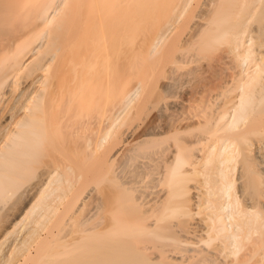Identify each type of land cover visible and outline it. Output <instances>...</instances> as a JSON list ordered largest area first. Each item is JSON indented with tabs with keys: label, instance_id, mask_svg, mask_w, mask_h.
<instances>
[{
	"label": "bare ground",
	"instance_id": "obj_1",
	"mask_svg": "<svg viewBox=\"0 0 264 264\" xmlns=\"http://www.w3.org/2000/svg\"><path fill=\"white\" fill-rule=\"evenodd\" d=\"M0 264H264V0H0Z\"/></svg>",
	"mask_w": 264,
	"mask_h": 264
},
{
	"label": "rangeland",
	"instance_id": "obj_2",
	"mask_svg": "<svg viewBox=\"0 0 264 264\" xmlns=\"http://www.w3.org/2000/svg\"><path fill=\"white\" fill-rule=\"evenodd\" d=\"M78 7H79V6H78ZM76 8H77V6H76ZM76 8H75V9H76ZM82 8H83V7H82ZM80 9H81V8H80ZM84 10H86V8H85ZM75 11H77V10H75ZM81 11H82V10H81ZM156 11H157V10H156ZM158 11H159V10H158ZM79 12H80V11H79ZM79 12H75V14H78ZM83 12H84V11H83ZM87 12L89 13V11H87ZM80 13H82V12H80ZM85 13H86V12H85ZM88 13H87V15H88ZM91 13H92V12H91ZM89 14H90V13H89ZM155 14H157V13L155 12V13H153V14L151 15V16H152L151 19H161L162 16H163V15H162V16L160 15V14H162L160 11H159L158 14H159V17H161V18H158ZM163 14H164V13H163ZM87 15H86V16H87ZM164 15H165V14H164ZM75 16H77V15H74V17H75ZM78 16H81V14L78 15ZM84 16H85V15L83 14V17H81V19L84 18ZM86 16H85V17H86ZM91 16H92V18H93V15H92V14H91ZM89 17H90V16H89ZM155 17H156V18H155ZM77 18H78V17H76V19H77ZM90 18H91V17H90ZM149 18H150V17H149ZM79 19H80V18H79ZM84 19H85V18H84ZM86 19H87V18H86ZM163 19H164V18H163ZM258 159H259V158H258Z\"/></svg>",
	"mask_w": 264,
	"mask_h": 264
}]
</instances>
